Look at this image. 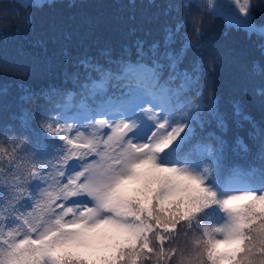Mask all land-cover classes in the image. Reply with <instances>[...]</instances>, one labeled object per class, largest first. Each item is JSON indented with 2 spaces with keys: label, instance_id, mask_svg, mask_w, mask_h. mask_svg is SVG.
Listing matches in <instances>:
<instances>
[{
  "label": "snow or ice",
  "instance_id": "1",
  "mask_svg": "<svg viewBox=\"0 0 264 264\" xmlns=\"http://www.w3.org/2000/svg\"><path fill=\"white\" fill-rule=\"evenodd\" d=\"M19 3L43 7L44 0ZM205 3L214 12L231 8ZM236 4L231 19L264 36L251 0ZM175 7L200 11L204 3ZM187 23L166 29L165 51L157 43L146 52L141 43L135 60L105 51L114 69L78 61L99 74L82 85L91 92L81 102L91 109L83 120L50 113L31 144L0 134V264H170L178 250L176 264H264V144L260 167L232 165L225 174L228 114L215 96L204 103L202 58L178 71L199 47L182 34ZM191 27L198 40L195 14ZM193 89L199 103L189 99ZM232 116L250 120L239 101ZM31 119L25 111L26 126ZM235 145L249 151L241 137Z\"/></svg>",
  "mask_w": 264,
  "mask_h": 264
},
{
  "label": "trees",
  "instance_id": "2",
  "mask_svg": "<svg viewBox=\"0 0 264 264\" xmlns=\"http://www.w3.org/2000/svg\"><path fill=\"white\" fill-rule=\"evenodd\" d=\"M179 3L180 0H49L43 7L24 8L18 0H0V65L23 69L0 71V134L8 133L31 144L42 133L41 120L50 113H59L69 123L83 120L91 109L81 102L91 92L82 85L99 74L91 68L84 69L78 61L88 58L114 69L103 55L105 51L113 59L126 56L133 60L141 43L146 52L157 43L165 51L166 29L187 17L182 34L187 33L199 47L189 51L178 71H191L193 62L202 58L198 89L204 103L215 96L221 111L228 114L224 172L232 165L260 167L257 157L264 144V98L259 90L264 88V38L226 24L207 3L200 11L195 7L177 11L175 5ZM251 4L256 23H264V0H251ZM194 14L202 28L198 40L191 27ZM180 42L181 36H177L173 48L178 50ZM195 92L193 89L189 99L199 103ZM69 93L75 94L71 100L66 99ZM25 94L32 95L30 102L22 100ZM233 101L241 103L249 121L232 116ZM25 111L34 117L27 126L22 120ZM237 137L247 144V153L235 145ZM180 256L178 250L170 264H176Z\"/></svg>",
  "mask_w": 264,
  "mask_h": 264
},
{
  "label": "rangeland",
  "instance_id": "3",
  "mask_svg": "<svg viewBox=\"0 0 264 264\" xmlns=\"http://www.w3.org/2000/svg\"><path fill=\"white\" fill-rule=\"evenodd\" d=\"M44 1H49V0H44ZM200 2L201 3H205V0H200ZM216 2L217 3H221V4H230L231 8H222V9H219L218 11H215V13L219 14L220 16H222V18L224 19L226 24H230V25H233V26H240V25L236 24L233 19H231V17H232V9H235L238 12V7H237V4H236V0H216ZM239 2L242 4V3H244V0H239ZM243 18H244V14L241 13L240 14V19H243ZM240 27H243V26H240ZM262 37L264 38V36H262Z\"/></svg>",
  "mask_w": 264,
  "mask_h": 264
}]
</instances>
